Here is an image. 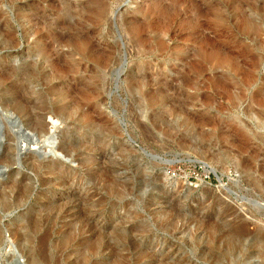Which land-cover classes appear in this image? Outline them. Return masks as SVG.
<instances>
[{
    "label": "rangeland",
    "instance_id": "1",
    "mask_svg": "<svg viewBox=\"0 0 264 264\" xmlns=\"http://www.w3.org/2000/svg\"><path fill=\"white\" fill-rule=\"evenodd\" d=\"M68 1L0 0V264H264V0Z\"/></svg>",
    "mask_w": 264,
    "mask_h": 264
},
{
    "label": "bare ground",
    "instance_id": "2",
    "mask_svg": "<svg viewBox=\"0 0 264 264\" xmlns=\"http://www.w3.org/2000/svg\"><path fill=\"white\" fill-rule=\"evenodd\" d=\"M54 7V6H53ZM55 9H57L58 11L60 10L62 13H61V15L59 16V17H57L56 18V21H55V23L57 24V26L58 25H61V24H63V25H69L70 24V21H71V17L73 16V14H74V12H76L74 9H75V7L73 6V4H71V2L70 1H68V0H62V4L61 5H57V6H55L54 7ZM98 10L100 11V12H102L103 10H105L104 9V7H103V5L102 4H98ZM82 11V10H81ZM42 15H40V17H41ZM41 20H43V19H41ZM46 27V26H45ZM49 27V26H48ZM56 26H54L53 28H55ZM58 27H60V26H58ZM68 27V26H67ZM62 29V28H61ZM53 34V33H52ZM55 38H56V40H59V41H64V39L66 38V35H63L62 33H56L55 34ZM41 39V38H40ZM66 42V41H65ZM49 47L47 46V48L45 47L44 48V53L45 54H48V49ZM80 48V47H79ZM78 48V49H79ZM81 50V49H80ZM46 109V108H45ZM67 111H69V110H67ZM71 111V110H70ZM0 112H5L4 114L6 115V116H8V115H12V113L11 112H9L8 111V113H6V111H4V108L2 107V106H0ZM60 114V113H59ZM58 114V115H59ZM13 116V115H12ZM9 117V116H8ZM36 117V116H35ZM12 120V119H11ZM33 120H34V122H35V124H36V127L37 128H39L40 126L42 127V128H46L47 127V124H46V122H45V120H44V118H43V115L41 114L40 116H38V117H36V118H33ZM13 121V120H12ZM32 122V121H31ZM34 124V123H33ZM32 124V125H33ZM31 126V125H30ZM26 128V124L22 121V119H15V121L13 122V124L11 125V128H10V131H12L13 133H15V134H19L20 133V131H22L23 129H25ZM27 129V128H26ZM30 131V130H29ZM54 131V130H53ZM23 132V134L25 135V131L23 130L22 131ZM41 132V131H40ZM40 132H39V134H40ZM49 134H50V139H54V135H53V133L54 132H48ZM23 136V135H22ZM28 142V141H27ZM39 143H34V144H32V145H35L34 146V148H32L33 150H36L37 149V146L36 145H38ZM22 146L25 148V149H27V147H29L28 146V143H25V141H24V144H22ZM36 152V151H35ZM0 263H1V260H0ZM3 264V263H2Z\"/></svg>",
    "mask_w": 264,
    "mask_h": 264
},
{
    "label": "built area",
    "instance_id": "3",
    "mask_svg": "<svg viewBox=\"0 0 264 264\" xmlns=\"http://www.w3.org/2000/svg\"><path fill=\"white\" fill-rule=\"evenodd\" d=\"M20 261H21V262H25V260H24L23 258H20Z\"/></svg>",
    "mask_w": 264,
    "mask_h": 264
}]
</instances>
